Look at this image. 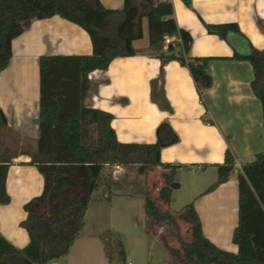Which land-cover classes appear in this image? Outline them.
Segmentation results:
<instances>
[{
	"label": "crops",
	"instance_id": "0c3cea01",
	"mask_svg": "<svg viewBox=\"0 0 264 264\" xmlns=\"http://www.w3.org/2000/svg\"><path fill=\"white\" fill-rule=\"evenodd\" d=\"M98 1L107 9L123 6V0ZM169 1L176 26L191 38L188 50L181 41L170 48L172 51H153L148 36V43L142 47L132 45L137 50L135 55L116 57L107 68L88 74L89 89L83 104L110 113V125L122 143H154L158 126L167 123L178 139L162 147L158 158L179 166L174 181L179 182L178 189L185 181L184 206L193 205L202 234L218 248L236 252L232 234L238 221L237 172L214 186L215 164L223 163L227 149L234 166L264 152L261 102L251 88L252 66L248 60L232 58L235 53L250 55L252 49L264 54V0ZM225 23L236 24L239 33L225 30L220 35L206 29V24ZM10 46L8 64L0 71V109L6 120L2 152L11 153L10 144L20 148L10 156L6 176L10 201L0 204V234L22 248L29 241L22 226L26 217L23 206L39 195L43 186L42 175L29 163L39 135L35 121L39 120V57L90 55L92 44L81 26L53 14L33 19ZM170 53L186 62L208 58L203 73L210 85L201 96L187 65L159 57ZM8 133L14 136L13 141L7 140ZM118 169L122 168L116 170L120 173ZM92 203L96 202L88 204L81 232L56 264H97L95 260L69 256L84 232Z\"/></svg>",
	"mask_w": 264,
	"mask_h": 264
},
{
	"label": "trees",
	"instance_id": "16d2710c",
	"mask_svg": "<svg viewBox=\"0 0 264 264\" xmlns=\"http://www.w3.org/2000/svg\"><path fill=\"white\" fill-rule=\"evenodd\" d=\"M57 14L81 26L92 44L90 55H43L39 57V114L36 149L31 155L43 178L42 191L27 201L22 223L29 241L17 248L0 234V264H49L65 256L84 225V215L92 192L102 182L104 169L137 165L138 173L147 175L151 169L162 171L158 198L169 208L170 184L178 165L162 163L156 154L178 137L167 123L157 128L154 143H122L110 125L112 115L83 104L89 89L88 74L105 69L112 59L137 53L132 42L142 35V18L148 24L149 48L162 51V36L176 34L188 50L191 38L176 26L169 0H123L120 9H107L98 0H0V71L11 56V40L33 19ZM208 33L222 35L225 30L239 33L234 23L206 24ZM176 46V45H174ZM168 51L170 50L168 47ZM164 61L178 60L190 70L204 71L208 58L186 62L170 53L159 55ZM232 58L248 60L254 77L251 88L261 102L264 128V54L256 49L247 56L235 53ZM201 61V63H198ZM196 89L210 83L192 73ZM1 113V109H0ZM6 127L0 114V204H7L6 176L10 158L2 152V131ZM218 185L234 172V158L226 150L224 161L215 164ZM108 177L112 179L110 172ZM238 221L232 234L236 252L218 248L201 230L199 217L192 204L176 211L189 224V241L179 238V254L183 264H264V152L254 155L237 172ZM146 217L154 223L175 219L162 211L148 190L144 198ZM172 254L178 252L170 249ZM166 264H176L168 262Z\"/></svg>",
	"mask_w": 264,
	"mask_h": 264
},
{
	"label": "rangeland",
	"instance_id": "374dc122",
	"mask_svg": "<svg viewBox=\"0 0 264 264\" xmlns=\"http://www.w3.org/2000/svg\"><path fill=\"white\" fill-rule=\"evenodd\" d=\"M141 25L142 35L136 39L138 43H132L135 47L148 43L145 17L142 18ZM3 132L5 129L2 136ZM7 136L8 141L15 139L9 133ZM2 142L6 143V140ZM9 146L11 153L4 155L7 159L20 148L18 145ZM119 167L122 168L118 169L121 170L120 173L116 172L118 167L104 169L102 182L91 195V201L96 203L90 205L84 232L74 244L70 258L78 259L81 256L95 260L97 264H183L184 259L179 254V238L183 241L190 240L187 231L189 224L181 220L176 211H181L184 207L185 181L180 189L176 187L178 190L169 185L171 201L167 208L157 196L158 189L162 186V171L153 168L147 175H142L138 173L137 165ZM110 172L111 180L108 177ZM147 190L162 211L168 210L172 214L175 223H154L146 217L144 198ZM170 249L178 252L172 254ZM53 262H59V259Z\"/></svg>",
	"mask_w": 264,
	"mask_h": 264
},
{
	"label": "built area",
	"instance_id": "2783aa9c",
	"mask_svg": "<svg viewBox=\"0 0 264 264\" xmlns=\"http://www.w3.org/2000/svg\"><path fill=\"white\" fill-rule=\"evenodd\" d=\"M181 42L180 37L176 34H164L162 36V50L163 51H167L168 47L171 45H175L177 43ZM119 167V166H116ZM241 170V166L240 165H236L234 166V171L238 172ZM115 173V171H114ZM49 264H56L55 262H50ZM130 264V263H129Z\"/></svg>",
	"mask_w": 264,
	"mask_h": 264
},
{
	"label": "water",
	"instance_id": "95a60500",
	"mask_svg": "<svg viewBox=\"0 0 264 264\" xmlns=\"http://www.w3.org/2000/svg\"><path fill=\"white\" fill-rule=\"evenodd\" d=\"M183 1H184L185 3H189V2H190V0H183ZM171 47H172V46L170 45L169 48H171ZM191 72L194 73V74H197L198 76H200V78H201L203 81L209 82V77H208L206 74H204L200 69L194 68V69L191 70ZM0 114H1V118H2L3 122H5L6 120H5V118H4V115L2 114V112H1ZM35 121L37 122L38 120L36 119ZM156 158H158V153L156 154ZM170 186L176 188V187L179 186V184L176 183V182H172V183L170 184Z\"/></svg>",
	"mask_w": 264,
	"mask_h": 264
}]
</instances>
